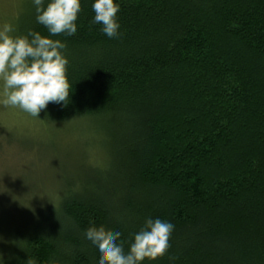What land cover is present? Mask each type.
Returning <instances> with one entry per match:
<instances>
[{"label": "trees", "instance_id": "16d2710c", "mask_svg": "<svg viewBox=\"0 0 264 264\" xmlns=\"http://www.w3.org/2000/svg\"><path fill=\"white\" fill-rule=\"evenodd\" d=\"M116 2L119 38L91 23V0L75 35L52 37L70 98L38 120L99 139L74 178L62 153L63 186L4 264H95L89 226L120 231L127 250L146 217L174 230L145 264H264V0ZM29 30L48 35L31 2L14 34Z\"/></svg>", "mask_w": 264, "mask_h": 264}, {"label": "clouds", "instance_id": "9594fccd", "mask_svg": "<svg viewBox=\"0 0 264 264\" xmlns=\"http://www.w3.org/2000/svg\"><path fill=\"white\" fill-rule=\"evenodd\" d=\"M31 3L36 23L48 35L34 30L15 35L13 25L0 26V105L18 108L39 119L49 103L64 106L69 102L66 42L52 37L76 34L81 0H31ZM91 10V23L99 25L103 35L109 39L120 37L117 18L120 4L116 0H91ZM173 230L170 221L146 217L132 235L127 250L121 242L122 233L103 226H89L84 239L95 249V264H145L165 255ZM27 264L36 261L28 259Z\"/></svg>", "mask_w": 264, "mask_h": 264}, {"label": "rangeland", "instance_id": "374dc122", "mask_svg": "<svg viewBox=\"0 0 264 264\" xmlns=\"http://www.w3.org/2000/svg\"><path fill=\"white\" fill-rule=\"evenodd\" d=\"M30 2L0 0V26L9 23L16 28L19 15ZM81 126L75 123L47 126L18 108L0 105V258L3 264L13 247L12 236L33 223L63 186L55 163L61 167L69 162L66 170L73 178L84 165H92L99 137L92 130L95 127ZM62 153L68 156L67 163Z\"/></svg>", "mask_w": 264, "mask_h": 264}]
</instances>
